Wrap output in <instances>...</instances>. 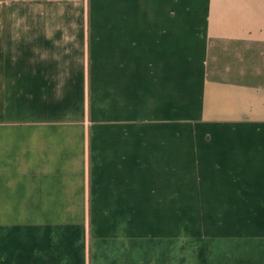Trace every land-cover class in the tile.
I'll list each match as a JSON object with an SVG mask.
<instances>
[{
    "label": "crops",
    "instance_id": "crops-1",
    "mask_svg": "<svg viewBox=\"0 0 264 264\" xmlns=\"http://www.w3.org/2000/svg\"><path fill=\"white\" fill-rule=\"evenodd\" d=\"M0 264H264V0H0Z\"/></svg>",
    "mask_w": 264,
    "mask_h": 264
}]
</instances>
